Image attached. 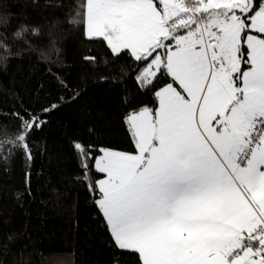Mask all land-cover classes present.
Wrapping results in <instances>:
<instances>
[{"label": "snow or ice", "instance_id": "snow-or-ice-1", "mask_svg": "<svg viewBox=\"0 0 264 264\" xmlns=\"http://www.w3.org/2000/svg\"><path fill=\"white\" fill-rule=\"evenodd\" d=\"M43 2L64 9L46 33L26 22L13 27L0 3V63L34 53L59 65L64 41L55 29L64 25L105 45V66L119 69L113 82L132 75L129 61L137 65V86L152 97L127 104L130 151L73 142L78 179L95 195L113 264H264V0ZM49 74L68 89L51 67ZM58 107L9 109L19 123L12 134L0 128V161L20 151L30 168L31 137ZM25 183L30 195V172ZM16 243L8 235L0 253Z\"/></svg>", "mask_w": 264, "mask_h": 264}, {"label": "trees", "instance_id": "trees-1", "mask_svg": "<svg viewBox=\"0 0 264 264\" xmlns=\"http://www.w3.org/2000/svg\"><path fill=\"white\" fill-rule=\"evenodd\" d=\"M0 3L13 17V27L25 22L42 25L45 33L54 15L64 12L45 7L43 0L39 4L31 0ZM63 28L55 29L64 41L59 65L38 62L34 53L10 59L6 66L0 63V112L4 114L0 115V128L15 132L19 121L9 118L8 112L17 105L28 113L59 105L45 115L43 130L31 137L34 160L30 168L20 151L7 164L0 161V242L8 235L17 239L7 254L0 253L2 264H57L56 258L62 264H113L115 250L95 207V195L78 179L73 142L130 151L124 123L127 104L148 103L152 97L137 86V65L129 61L127 71L132 75L117 76L113 82L112 76L119 69L115 64L105 66L110 60L105 45L85 41L79 31L65 32ZM86 55L95 56L96 63L86 62ZM49 67L66 81L68 89L58 85ZM26 172H30V195L26 192ZM17 192H25L19 201Z\"/></svg>", "mask_w": 264, "mask_h": 264}]
</instances>
